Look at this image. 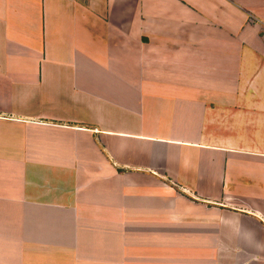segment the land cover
Returning a JSON list of instances; mask_svg holds the SVG:
<instances>
[{
	"label": "crops",
	"instance_id": "0c3cea01",
	"mask_svg": "<svg viewBox=\"0 0 264 264\" xmlns=\"http://www.w3.org/2000/svg\"><path fill=\"white\" fill-rule=\"evenodd\" d=\"M0 264H264V0H0Z\"/></svg>",
	"mask_w": 264,
	"mask_h": 264
}]
</instances>
